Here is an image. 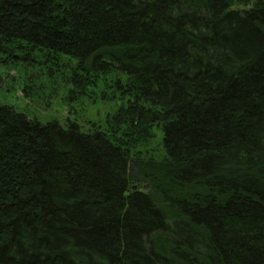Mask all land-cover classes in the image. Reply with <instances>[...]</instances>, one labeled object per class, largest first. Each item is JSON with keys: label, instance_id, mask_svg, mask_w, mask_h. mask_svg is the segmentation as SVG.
Instances as JSON below:
<instances>
[{"label": "trees", "instance_id": "1", "mask_svg": "<svg viewBox=\"0 0 264 264\" xmlns=\"http://www.w3.org/2000/svg\"><path fill=\"white\" fill-rule=\"evenodd\" d=\"M0 66L114 104L0 106V264H264V0H0Z\"/></svg>", "mask_w": 264, "mask_h": 264}, {"label": "rangeland", "instance_id": "2", "mask_svg": "<svg viewBox=\"0 0 264 264\" xmlns=\"http://www.w3.org/2000/svg\"><path fill=\"white\" fill-rule=\"evenodd\" d=\"M21 75V71L17 68L8 69L0 66V106L13 107L15 110L25 113L28 118L37 119L40 122H47L52 119L63 121L67 117L72 118L75 115L78 123L86 128L88 122L103 121L106 114L112 112L114 109V104L112 103L96 102L91 104L89 101L84 100L81 102L82 106L79 107L77 105L75 113L72 107V113H74L72 114L69 108L70 105L66 102L65 95L60 89L61 86L56 90H51L49 88L51 85L48 87V84L44 81H41L40 87L42 89L40 92L38 91L39 97L34 96L35 93L33 98L27 99L22 94L23 80L21 79ZM35 81L37 85L40 84L36 79ZM44 86L48 87V89L44 88ZM159 141L160 136L152 144V152L157 157L162 154ZM133 171L134 169L131 170V173Z\"/></svg>", "mask_w": 264, "mask_h": 264}]
</instances>
